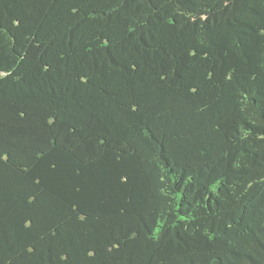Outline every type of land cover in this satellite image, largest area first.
Listing matches in <instances>:
<instances>
[{"label":"trees","instance_id":"1","mask_svg":"<svg viewBox=\"0 0 264 264\" xmlns=\"http://www.w3.org/2000/svg\"><path fill=\"white\" fill-rule=\"evenodd\" d=\"M0 264H264V0H0Z\"/></svg>","mask_w":264,"mask_h":264}]
</instances>
